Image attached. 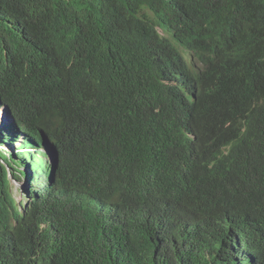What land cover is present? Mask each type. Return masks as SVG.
<instances>
[{
  "label": "trees",
  "instance_id": "trees-1",
  "mask_svg": "<svg viewBox=\"0 0 264 264\" xmlns=\"http://www.w3.org/2000/svg\"><path fill=\"white\" fill-rule=\"evenodd\" d=\"M206 82L212 94L194 103ZM3 108L0 146L21 142L0 149V264H226L224 251L228 264H264V0H0ZM225 121L257 148L208 168L205 143ZM63 144L74 170L47 204L43 151L63 155ZM21 166L37 190L25 207L6 170L17 178ZM196 170L245 199L197 178L196 204L171 207ZM157 197L137 220L134 207ZM95 198L126 204L107 231L89 219ZM219 210L249 237L218 242ZM50 226L64 242L46 253Z\"/></svg>",
  "mask_w": 264,
  "mask_h": 264
},
{
  "label": "clouds",
  "instance_id": "clouds-1",
  "mask_svg": "<svg viewBox=\"0 0 264 264\" xmlns=\"http://www.w3.org/2000/svg\"><path fill=\"white\" fill-rule=\"evenodd\" d=\"M185 63L188 66L193 67V70L196 71H201L203 69V66L201 63H196L190 55L185 56ZM217 85H214L216 88ZM224 84H220L216 90L215 93H223L225 92ZM212 94L210 88H209V82H206L202 88L200 89V92L198 93V96L195 98H192V101L194 103H206L208 100V97ZM1 111H3L5 114L1 117V122L0 126L2 125L5 126L7 124H10L9 118L6 116V111L5 108H3ZM2 112V113H3ZM246 119L243 117H238L237 118V123L241 124L243 126H246ZM245 130L242 129L241 131H236L232 128L231 124L229 121H225L218 129L216 134L209 140L208 143H205V151H206V156H205V163H207L208 168H211L212 166L218 167L219 165L223 164L224 162L228 161H233L236 160V156L238 152L240 154H244L245 151L247 152H254L256 150V146L252 141H249L246 143L245 146L242 145L241 137L243 136ZM223 135L227 140H222L219 139V135ZM19 140V139H18ZM21 142V141H20ZM68 144H63L64 149H65V154L61 155L59 154L56 150H48L49 155H46L44 153V158L46 161V164L49 165L50 167L46 168L43 172L42 175L43 177H48L49 178V186L47 188V191L43 193V199L44 201L49 204V203H54L56 205L57 201V196L58 194L65 188V181L63 180V177L65 176H71L72 172L74 170L73 166V158L71 155L73 154L74 151H70L69 148L70 146H67ZM69 147V148H68ZM0 149H2V146H0ZM16 148L14 149L13 152H8L14 154L16 152ZM4 151V150H3ZM50 156L49 159L47 157ZM25 168V170H22ZM59 168L60 169V174H54V171ZM21 171L22 175L26 178L29 184V189L25 192L23 196H21L20 200H16L17 203L22 202V206L25 207L28 202V195L30 190L32 192H37L36 189L33 188L32 186V179L29 180V178L26 175H31V170L28 169L25 166H21L19 168ZM11 172V170H10ZM13 173V172H12ZM15 175V172H14ZM206 173H204L201 170H196L195 173L191 174L187 178L184 177V181L186 183H192L195 179L201 178L203 181V186H207L206 189L210 190V194L213 196H220V197H229L233 193L225 184L224 181H222L220 178L218 179H211V180H206L205 177ZM20 176L15 178L13 175L8 174L9 179L12 178L13 180H19ZM183 182V181H182ZM218 184H221L220 187L216 186ZM42 187L38 189L39 194L42 192ZM189 191V196L184 195L183 193L180 194H174V191H171L170 194L173 193L172 196H170V199L175 200L174 202H171L169 205L173 208H176L178 206H184L188 203H191L192 206L196 204V197L194 195V185H190L188 188ZM234 195H239L241 198L245 199V196L238 194V193H233ZM25 197V198H23ZM15 198V197H14ZM160 197L157 198H149L148 201H146L144 204L139 205L134 207L135 214L134 217L137 218V220L143 218L148 214L150 211V208L154 202H156ZM16 199V198H15ZM98 204L97 206V212L92 214L94 217H91L89 219H94V220H99L101 222L100 229L107 231L109 229V225L113 223V217L115 216L116 213H118L121 210L127 209L126 204L122 205V208L120 209V206L117 205L116 203H105L101 202L97 198H95ZM153 201V202H152ZM169 203V202H168ZM229 210H219V212L214 216L212 220V225L214 223H220L221 227L219 229L218 237L216 238L217 241H222L226 238H235V239H246L249 237L248 235V229L247 226H236L232 227L230 225H227L225 223L226 217L228 215ZM198 218V217H197ZM246 221L248 222V218L246 217ZM105 222V223H104ZM42 228L45 227V225L41 226ZM193 227H188L187 230H192ZM50 231H51V237L49 241L43 243L41 246H37L38 250H43L46 253L54 251L57 252L60 250L61 244L64 242V237L63 235L59 232L57 227L50 226ZM231 233V234H230ZM226 252L224 251L221 253L224 255L223 262H226V264L229 263L227 255H225ZM223 264V263H220Z\"/></svg>",
  "mask_w": 264,
  "mask_h": 264
},
{
  "label": "rangeland",
  "instance_id": "rangeland-1",
  "mask_svg": "<svg viewBox=\"0 0 264 264\" xmlns=\"http://www.w3.org/2000/svg\"><path fill=\"white\" fill-rule=\"evenodd\" d=\"M1 111L0 113V117H2L5 113ZM2 128V125L0 126V129ZM20 143V139L19 140H10L9 141H6L4 143V145L2 146V149L4 151H7V152H13L14 149L18 148V145ZM10 154V153H9ZM46 155H49V153H45ZM50 156L47 157V159H49ZM9 176H10V170L9 168H6ZM22 170H25V168H23ZM10 180V191L12 193V195L16 198V200H20L21 199V196H23L25 194V192L29 189V184H28V181L26 180L25 177L23 176H20V179L19 180H13L12 178L9 179Z\"/></svg>",
  "mask_w": 264,
  "mask_h": 264
},
{
  "label": "bare ground",
  "instance_id": "bare-ground-1",
  "mask_svg": "<svg viewBox=\"0 0 264 264\" xmlns=\"http://www.w3.org/2000/svg\"><path fill=\"white\" fill-rule=\"evenodd\" d=\"M3 135V134H2ZM4 136V135H3ZM5 138V137H4ZM29 150V148H27V150L26 151H28ZM20 151H23V148L20 150ZM44 153H49L48 151H46L45 150V152ZM7 168V167H6Z\"/></svg>",
  "mask_w": 264,
  "mask_h": 264
}]
</instances>
